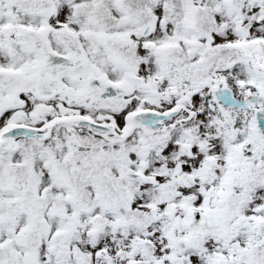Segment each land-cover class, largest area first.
<instances>
[{
    "label": "snow or ice",
    "instance_id": "1",
    "mask_svg": "<svg viewBox=\"0 0 264 264\" xmlns=\"http://www.w3.org/2000/svg\"><path fill=\"white\" fill-rule=\"evenodd\" d=\"M0 264H264V0H0Z\"/></svg>",
    "mask_w": 264,
    "mask_h": 264
}]
</instances>
